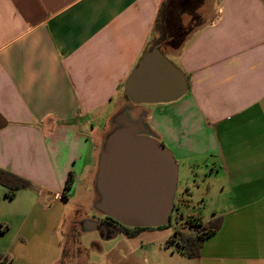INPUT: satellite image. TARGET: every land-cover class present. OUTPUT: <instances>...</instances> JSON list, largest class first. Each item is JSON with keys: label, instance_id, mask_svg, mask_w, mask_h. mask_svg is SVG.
<instances>
[{"label": "crops", "instance_id": "crops-1", "mask_svg": "<svg viewBox=\"0 0 264 264\" xmlns=\"http://www.w3.org/2000/svg\"><path fill=\"white\" fill-rule=\"evenodd\" d=\"M162 1L0 0V168L34 186L8 199L0 185V253L10 264H59L63 217L88 208L69 200L80 183L94 199L102 142L125 107L171 151L178 177L186 169L179 211L197 192V209L211 217L188 216L222 224L195 259L165 247L174 228L128 238L110 226L99 235L115 242L116 261L264 264V0H215L177 49L160 46L187 90L146 108L122 88L158 46L152 34Z\"/></svg>", "mask_w": 264, "mask_h": 264}, {"label": "water", "instance_id": "water-1", "mask_svg": "<svg viewBox=\"0 0 264 264\" xmlns=\"http://www.w3.org/2000/svg\"><path fill=\"white\" fill-rule=\"evenodd\" d=\"M183 73L155 46L146 51L123 84L134 105L168 104L186 93ZM98 155L94 209L129 228L168 226L178 182L171 151L152 134L142 118L125 107L112 119ZM89 232H106L101 222L85 220Z\"/></svg>", "mask_w": 264, "mask_h": 264}, {"label": "rangeland", "instance_id": "rangeland-1", "mask_svg": "<svg viewBox=\"0 0 264 264\" xmlns=\"http://www.w3.org/2000/svg\"><path fill=\"white\" fill-rule=\"evenodd\" d=\"M180 1L182 0H163L160 5L158 16L154 24L152 43L161 44L164 49L170 48L167 46L168 35L173 32V23H178L181 25L184 32L187 31L190 34L192 31L205 23V18L213 11V8L215 9L216 7L215 0H210V2H206V0L196 1L197 3L195 2L192 7L178 6ZM186 1L194 2V0ZM122 103L123 97L119 99L116 105H121ZM125 103L127 104L126 99H124V104ZM145 107L153 108L151 105H146ZM179 169L180 175L178 177L177 189L173 200V209L171 214L173 219L169 228H174V222H179L181 219L179 214L182 215L183 218H187L188 215L198 212L204 220H208L211 217L210 213L207 211L204 212V210L201 209L199 212L197 209L201 199V195L198 196L197 192H195L193 199H191L192 205L190 207H184L179 211L180 193L181 188L184 187L183 180L185 179L184 172L186 171V169L183 171L181 166ZM186 185H188V188L192 187L190 182H187ZM83 191L84 189L82 188V183H80L75 189L73 196L70 198L69 205L71 207H75L80 204H86L88 208L80 210L72 208L69 213L71 215L70 219L67 220L66 218L68 217L64 216L58 230V238L62 248L59 264H132L128 262L127 258H123L121 261H116V258H114L116 255L113 246L115 243L114 241H103L99 232H89L83 228L82 223L85 220L100 222L98 220V216L101 215L94 209V203L98 198L95 189V196L92 200L84 198ZM200 192L203 193V190ZM181 222L177 223L176 226L179 227ZM106 237L107 236H103V238ZM3 239L7 242L9 241L7 236Z\"/></svg>", "mask_w": 264, "mask_h": 264}, {"label": "trees", "instance_id": "trees-1", "mask_svg": "<svg viewBox=\"0 0 264 264\" xmlns=\"http://www.w3.org/2000/svg\"><path fill=\"white\" fill-rule=\"evenodd\" d=\"M200 0H197V2ZM171 34L168 35V45L171 49H177L182 41L189 35L187 31L182 30L181 25L178 23L172 24ZM161 46V44H158ZM0 185L7 189L6 197L8 199H13L15 197L16 191L18 190H32L34 186L30 181L14 175L6 170L0 168ZM74 185V179L72 173H69L67 180L64 185L62 197L66 200L72 187ZM172 214V213H171ZM181 225L177 227V223L174 222V231L171 236L166 240V247L171 248L172 251L179 253L185 258L195 259L200 256V250L206 238L213 235L218 231L222 224L221 217H214L207 222H203L200 217L188 216L183 218L180 214ZM116 226L118 230L124 236L128 238H133L138 235L139 232L149 229H165L168 228L172 221V215L169 218L168 226H163L159 228H129L118 224L112 219L108 218ZM174 221V220H173ZM189 230V231H186ZM1 232V230H0ZM12 262V257L6 254L0 253V264H10Z\"/></svg>", "mask_w": 264, "mask_h": 264}, {"label": "flooded vegetation", "instance_id": "flooded-vegetation-1", "mask_svg": "<svg viewBox=\"0 0 264 264\" xmlns=\"http://www.w3.org/2000/svg\"><path fill=\"white\" fill-rule=\"evenodd\" d=\"M197 0H194V2H188L186 0H182L178 3V6H181V7H192L194 6V3L196 2ZM197 3V2H196ZM98 220L104 224V226L106 227V230L110 227V226H116L113 222H111L107 217H104L102 215H99L98 216ZM118 227V226H116Z\"/></svg>", "mask_w": 264, "mask_h": 264}]
</instances>
